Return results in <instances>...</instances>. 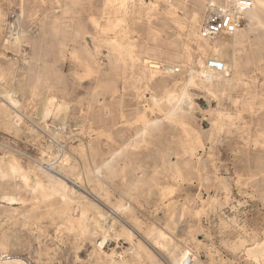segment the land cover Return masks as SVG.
<instances>
[{
  "label": "rangeland",
  "instance_id": "1",
  "mask_svg": "<svg viewBox=\"0 0 264 264\" xmlns=\"http://www.w3.org/2000/svg\"><path fill=\"white\" fill-rule=\"evenodd\" d=\"M260 1L0 0V264H264Z\"/></svg>",
  "mask_w": 264,
  "mask_h": 264
},
{
  "label": "bare ground",
  "instance_id": "2",
  "mask_svg": "<svg viewBox=\"0 0 264 264\" xmlns=\"http://www.w3.org/2000/svg\"><path fill=\"white\" fill-rule=\"evenodd\" d=\"M163 1V0H162ZM229 1H235V0H229ZM108 2V1H107ZM164 2H166V1H164ZM171 2V1H170ZM198 2V1H197ZM203 2V1H202ZM201 2V3H202ZM232 2H231V4H232ZM124 3V2H123ZM169 3V2H168ZM199 3V2H198ZM108 4H110V3H108ZM225 4V3H224ZM260 4L264 7V2L263 1H260ZM122 5V4H121ZM170 5V4H169ZM257 5H258V3H257ZM107 6V5H106ZM204 6V5H203ZM262 6H261V8H262ZM108 7H110V6H108ZM205 7H206V4H205ZM227 7V6H226ZM229 7V6H228ZM258 7V6H257ZM118 8V7H117ZM204 8V7H203ZM260 8V7H259ZM109 9V8H108ZM171 9V8H170ZM227 9H230V8H227ZM26 10V9H25ZM104 10V9H103ZM102 10V11H103ZM172 10V9H171ZM197 10V9H196ZM239 10V9H238ZM264 10V9H263ZM241 11V10H240ZM22 12H24V11H22ZM72 12V11H71ZM239 12V11H238ZM254 12V9H253V11L251 12V13H253ZM25 13V12H24ZM118 13H121V10H119L118 11ZM168 13V12H167ZM175 13V12H174ZM203 13V12H202ZM240 13V12H239ZM249 13V12H248ZM104 14H106V13H104ZM108 14V13H107ZM110 14V13H109ZM172 14V13H171ZM255 14V13H254ZM31 15V14H30ZM200 14H193L192 16H193V18H192V22H193V24L194 25H199V23L201 22V16H199ZM247 15H249V14H247ZM246 15V16H247ZM106 16V15H105ZM109 16V15H108ZM118 16V15H117ZM116 16V17H117ZM241 16V15H240ZM113 17V16H112ZM173 17V16H172ZM108 18V17H107ZM25 19V18H24ZM26 20V19H25ZM191 20V19H190ZM243 20H244V26H247V27H249L250 26V24H251V22H254V21H258L259 20V17H258V15H252L251 14V16H248L247 18H245V16H244V18H243ZM69 23V22H68ZM176 23V22H175ZM70 25H71V23H70ZM259 27V26H258ZM72 28V27H71ZM246 28V27H245ZM2 30V29H1ZM238 30H241V28L240 29H238ZM262 30H264V29H262ZM125 31V30H124ZM122 32V31H121ZM239 32H241V31H239ZM120 33V32H119ZM125 33V32H124ZM237 33H238V31H237ZM122 34H123V32H122ZM14 35V34H13ZM121 35V34H120ZM129 35V34H128ZM131 35H133V34H131ZM122 36H124V35H122ZM127 36V35H126ZM238 36V35H237ZM119 37H121V36H119ZM125 37V36H124ZM123 39V38H122ZM16 40V39H15ZM119 40H121V39H119ZM251 40H254V38L253 39H251ZM250 40V41H251ZM249 41V40H248ZM219 42L221 43V44H223V45H225V44H228V42L227 41H220L219 40ZM234 42V41H233ZM236 42V41H235ZM252 42V41H251ZM247 43H249V42H247ZM239 44V43H238ZM230 45V44H229ZM24 46V45H23ZM25 46H27V45H25ZM237 46V45H236ZM243 46V45H242ZM241 46V47H242ZM240 47V46H239ZM250 47V46H249ZM199 48L200 49H202L201 48V46H199ZM206 48V47H205ZM204 47H203V50L205 49ZM238 48V47H237ZM236 48V49H237ZM24 49V48H23ZM26 49V48H25ZM226 49H227V47H226ZM225 49V50H226ZM253 49V48H252ZM29 50V49H28ZM222 50V49H221ZM228 50V49H227ZM250 50V49H249ZM221 52V51H220ZM224 52V51H223ZM243 52V51H242ZM72 53V52H71ZM117 53V52H116ZM226 53H228V52H226ZM26 54V53H25ZM30 54V53H29ZM74 54V53H73ZM118 54V53H117ZM72 55V54H71ZM119 55V54H118ZM117 55V56H118ZM219 55H221V54H219ZM225 54L223 53V56H224ZM26 56H27V54H26ZM121 56V55H120ZM120 56H118V57H120ZM123 56H125V55H123ZM24 57H25V55H24ZM27 58V57H26ZM123 58H125V57H123ZM221 59H222V57H220ZM11 59V58H10ZM28 59V58H27ZM16 60V59H15ZM124 60V59H123ZM232 60H234V59H232ZM126 61V60H125ZM262 61V60H261ZM24 62H26V61H24ZM94 62H95V60H94ZM145 62V61H144ZM154 62V61H153ZM23 63V62H22ZM96 63V62H95ZM152 63V62H151ZM223 63H224V65L226 66V68H227V71H226V73H224V74H220V75H214V76H212L211 78H207V77H205V75H204V67H205V64H202V63H200L201 64V71L200 72H195V73H197L200 77H201V79H203L204 80V82L205 83H208V84H211V83H214V82H217V83H221V82H225L226 80H227V78H229L231 75H234L235 73H233L234 71H233V69H232V67L227 63V62H225V61H223ZM142 64H143V62H142ZM145 64V63H144ZM232 64H235V62L233 61L232 62ZM260 64V63H259ZM95 65V64H94ZM97 65H98V63H97ZM118 65V64H117ZM123 65V64H122ZM150 65V64H149ZM258 65V64H257ZM27 66V65H26ZM143 66V65H142ZM156 66V65H155ZM233 66V65H232ZM236 66V65H235ZM97 67V66H96ZM99 67V66H98ZM123 67V66H122ZM150 67V66H149ZM154 67V66H153ZM234 67V66H233ZM260 67V66H259ZM147 68H148V66H147ZM155 69H157L158 67H154ZM175 68V67H174ZM174 68H172L171 66H170V68H168V71L170 72V73H172V70L174 69ZM5 69V68H4ZM155 69H154V71H155ZM234 69H236V67L234 68ZM5 70H7V69H5ZM21 70V69H20ZM167 70V69H166ZM100 71V70H99ZM98 71V72H99ZM149 71V70H148ZM157 71V70H156ZM165 71V70H164ZM233 71V72H232ZM5 72V71H4ZM12 72V71H11ZM153 72V71H152ZM158 72V71H157ZM231 72L233 73V74H231ZM9 73V72H8ZM7 73V74H8ZM154 73V72H153ZM12 74V73H11ZM156 74V73H155ZM186 74V73H185ZM2 75H3V73H2ZM13 75V74H12ZM152 75V74H151ZM152 77H154V76H152ZM0 78H3V77H0ZM224 79H226V80H224ZM1 80V79H0ZM222 80H224V81H222ZM192 81V80H191ZM2 82V81H1ZM114 90H116V89H114ZM117 91V90H116ZM118 92V91H117ZM117 94V93H116ZM118 95H119V93H118ZM153 95V94H152ZM185 95H181V98H183ZM3 97V96H2ZM257 97V96H256ZM53 100V99H52ZM51 100V101H52ZM10 101V99L8 100V102ZM45 101V100H44ZM49 101V100H48ZM52 102H54V101H52ZM52 102H51V104H52ZM182 102H183V100L181 99L180 100V102L177 104V108H180V105L182 104ZM11 103L13 104L12 105V107H11V109L13 110V108H17L18 107V104H17V107H15V105L14 104H16V102H14V101H11ZM49 103H50V101H49ZM45 104V103H44ZM67 104V103H66ZM248 104V103H247ZM10 106H11V104H9ZM8 105V106H9ZM49 105V104H48ZM47 105V106H48ZM63 105V104H62ZM9 106V107H10ZM46 106V105H45ZM45 107V112H46V114H47V117H49V113L52 111L49 107ZM53 107H55V106H53ZM52 107V108H53ZM61 107V106H60ZM69 107V106H68ZM41 108V107H40ZM66 109H68L67 108V106L65 107ZM4 109V108H3ZM60 109V108H59ZM8 110V109H7ZM10 110V109H9ZM61 110H64L63 112H65V111H68V110H65V109H61ZM60 110V111H61ZM174 110V109H173ZM176 110V109H175ZM17 111V110H16ZM171 112H173V111H171ZM15 113V112H14ZM40 113V112H39ZM59 112H57V114H58ZM67 113V112H66ZM46 114H42L44 117H45V119H46ZM49 114V115H48ZM60 114V113H59ZM59 114H58V116H59ZM172 114V113H171ZM55 116H56V114H54ZM61 115V114H60ZM12 116V115H11ZM15 116H16V114H15ZM18 116V115H17ZM54 116V117H55ZM43 117V118H44ZM59 118V117H58ZM64 118H66V117H64ZM64 118H63V120H64ZM16 119H18V117H16ZM19 119H20V116H19ZM41 119V118H40ZM48 119V118H47ZM59 120V119H58ZM7 121V120H6ZM17 121V120H16ZM46 121V120H45ZM57 121V120H56ZM65 121V120H64ZM9 122V121H8ZM19 122H20V120H19ZM37 122V121H36ZM43 122V121H42ZM37 124V123H36ZM45 124V123H44ZM44 124H43V126H44ZM41 125V124H40ZM46 125V124H45ZM36 126V125H35ZM42 126V125H41ZM40 126V127H41ZM64 126V125H63ZM62 126V127H63ZM66 126V125H65ZM38 127V126H37ZM47 127H49V126H47ZM58 127V126H57ZM51 128V127H50ZM49 128V129H50ZM39 129V128H38ZM42 129H45V128H42ZM52 129V128H51ZM64 129V128H63ZM72 129V128H71ZM46 130V129H45ZM64 130H67V129H64ZM84 130V129H83ZM40 131H42L41 129H40ZM47 131V130H46ZM45 131V132H46ZM59 131V130H58ZM61 131H63L62 129H61ZM61 131H59V132H61ZM77 131H78V129H77ZM77 131L75 132V133H73L74 135H76V133H77ZM48 132L50 133V131L48 130ZM54 132V131H53ZM83 132V131H82ZM43 133V132H42ZM45 134V133H44ZM55 135V134H54ZM57 135V134H56ZM55 135V136H56ZM78 135V134H77ZM76 135V136H77ZM39 139V138H38ZM56 140V139H55ZM50 141V140H49ZM69 141V140H68ZM52 143V142H51ZM57 143V142H56ZM53 148V147H52ZM56 148V147H55ZM57 149V148H56ZM57 152V151H56ZM174 160V159H173ZM58 161V160H57ZM171 161V160H170ZM57 163V162H56ZM121 165V164H120ZM164 166V165H163ZM171 166V165H170ZM176 166V165H175ZM16 167V166H15ZM15 167H12L11 169H13L14 171H15ZM165 167V166H164ZM17 169H18V167H17ZM176 170V169H175ZM57 174V173H56ZM138 176V175H137ZM256 178V177H255ZM69 180V179H68ZM251 180V179H250ZM254 180V179H253ZM256 180V179H255ZM58 181V180H57ZM70 181V180H69ZM252 181V180H251ZM60 182V181H59ZM79 183V182H78ZM76 185V184H75ZM80 187V186H79ZM73 190V189H72ZM63 191V189L61 188V186H60V188L59 189H56V193H58L59 195H60V197L61 198H67V192L65 191V192H62ZM71 193H73V191L71 192ZM69 197V196H68ZM70 199V198H69ZM68 199V200H69ZM62 200H64V199H62ZM65 201V200H64ZM69 201H71V200H69ZM71 203V202H70ZM82 216H83V213H82ZM155 235V234H154ZM163 235V234H162ZM158 237V236H157ZM156 237V238H157ZM159 237H161V236H159ZM154 238V237H153ZM164 238V237H163ZM152 240V239H151ZM154 240V239H153ZM153 240H152V242H153ZM161 240H162V237H161ZM160 240V241H161ZM164 240V239H163ZM156 241V240H155ZM154 241V242H155ZM159 241V240H158ZM158 241H156V242H158ZM165 241H166V239H165ZM168 241V240H167ZM166 241V242H167ZM169 241H171V240H169ZM168 241V242H169ZM153 242V243H154ZM171 243V242H170ZM169 243V244H170ZM162 244V243H161ZM167 244V243H166ZM172 244V243H171ZM170 244V245H171ZM175 244V243H174ZM170 245H168V246H170ZM173 246V245H172ZM165 247H167V245L165 246ZM173 248V247H172ZM167 249V248H166ZM171 249V248H170ZM166 251V250H165ZM168 252H169V250H167ZM173 253V252H172ZM172 253H169V254H171L172 255ZM178 255H180V258L178 259V260H175V263L176 264H184L185 262H187L188 263V261L190 262L191 260H190V258H189V256H190V254L189 253H186V252H181V254H178ZM173 258H174V255H173ZM193 259V258H192ZM194 261V260H193ZM189 264V263H188Z\"/></svg>",
  "mask_w": 264,
  "mask_h": 264
},
{
  "label": "built area",
  "instance_id": "3",
  "mask_svg": "<svg viewBox=\"0 0 264 264\" xmlns=\"http://www.w3.org/2000/svg\"><path fill=\"white\" fill-rule=\"evenodd\" d=\"M240 9H246V6L240 7ZM242 19L239 17V13L237 11L218 9L211 10L206 24L202 30V36L204 38H218L224 37L227 35H232L242 25ZM204 75L207 78H211L214 75L224 74L227 71L224 63L218 59H209L205 63L204 67ZM174 74H180V68H174L172 70ZM192 263V260L189 262Z\"/></svg>",
  "mask_w": 264,
  "mask_h": 264
}]
</instances>
